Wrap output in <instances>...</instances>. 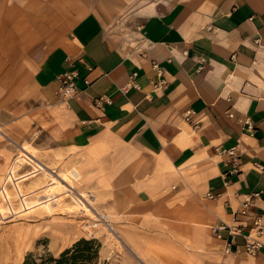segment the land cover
Listing matches in <instances>:
<instances>
[{
	"label": "crops",
	"instance_id": "1",
	"mask_svg": "<svg viewBox=\"0 0 264 264\" xmlns=\"http://www.w3.org/2000/svg\"><path fill=\"white\" fill-rule=\"evenodd\" d=\"M0 103L10 139L52 129L133 263L264 264V235L250 256L210 230L254 190L264 217V0H0ZM216 147L240 156L227 182Z\"/></svg>",
	"mask_w": 264,
	"mask_h": 264
},
{
	"label": "rangeland",
	"instance_id": "2",
	"mask_svg": "<svg viewBox=\"0 0 264 264\" xmlns=\"http://www.w3.org/2000/svg\"><path fill=\"white\" fill-rule=\"evenodd\" d=\"M57 102L64 106L61 97ZM33 104L39 105L37 101ZM3 113L0 107V121ZM37 125L33 119L24 141L7 137L4 127L5 134L0 131V264H22L27 254L57 256L82 237L101 242L100 257L106 264H135L106 225L105 220L110 223L112 217L107 218L99 191L86 185L77 167L68 165L67 152L54 149L58 141L53 140L52 129ZM23 145L32 150L31 155ZM70 170L75 173L70 174L75 187L68 198L59 201L47 189L60 180V171ZM88 190L96 194L93 207L99 215L76 194Z\"/></svg>",
	"mask_w": 264,
	"mask_h": 264
},
{
	"label": "built area",
	"instance_id": "3",
	"mask_svg": "<svg viewBox=\"0 0 264 264\" xmlns=\"http://www.w3.org/2000/svg\"><path fill=\"white\" fill-rule=\"evenodd\" d=\"M152 68L156 71L158 81L154 83V89L162 88L166 85L164 78V72L162 67L158 65L156 61H152ZM78 73L75 70H65L56 76L57 81V93L62 100L68 99L76 95L79 89L76 86L75 78ZM136 75V72L132 74V78ZM88 84L89 80L84 79ZM102 97H100L96 103L100 104ZM192 109L186 110L184 113V120L191 123L193 128H197L198 123L192 121ZM216 151L220 155H226L228 157L227 164L229 168L224 172L223 176L225 182L228 181V177L239 174L240 169V156L235 147L220 148L216 147ZM254 165L260 169L261 178L264 181V164L255 162ZM260 191H251L246 194L244 198L239 202V206L231 211L232 218L230 222H226L222 219L210 226V230L214 237L222 241V250L224 253L232 252L233 246L236 251H243L247 255L255 256L262 246L260 238L264 235V217L253 209L254 200L258 197ZM218 196V193H208V198H214ZM106 225L112 230L110 223L105 220ZM238 238L242 239L241 243H238Z\"/></svg>",
	"mask_w": 264,
	"mask_h": 264
},
{
	"label": "trees",
	"instance_id": "4",
	"mask_svg": "<svg viewBox=\"0 0 264 264\" xmlns=\"http://www.w3.org/2000/svg\"><path fill=\"white\" fill-rule=\"evenodd\" d=\"M101 242L96 238L82 237L57 256L45 253L27 254L22 264H106L100 257Z\"/></svg>",
	"mask_w": 264,
	"mask_h": 264
},
{
	"label": "bare ground",
	"instance_id": "5",
	"mask_svg": "<svg viewBox=\"0 0 264 264\" xmlns=\"http://www.w3.org/2000/svg\"><path fill=\"white\" fill-rule=\"evenodd\" d=\"M0 131L2 133H4L0 127ZM5 134V133H4ZM22 149H24L25 151H27L30 155H31V149L26 146V145H23L22 146ZM69 171V170H68ZM70 174H75L74 171H71L66 173L65 171H60L57 175L58 177L60 178V180L58 181H53L50 183L48 189H47V192L49 194H52L54 195V197H56L59 201L64 199V198H68L70 195H71V191L74 189V183L73 181L71 180V176ZM77 196L82 200L84 201V203H86L87 207L96 215L98 214L99 215V212L96 211L93 207L94 206V201H93V198L95 199L96 198V194L94 195L92 192H90L89 190L88 191H80L78 192L77 191ZM55 199V198H54ZM57 201V200H56ZM97 208V207H96ZM111 230V229H110ZM114 236V230L112 229V232H111Z\"/></svg>",
	"mask_w": 264,
	"mask_h": 264
}]
</instances>
